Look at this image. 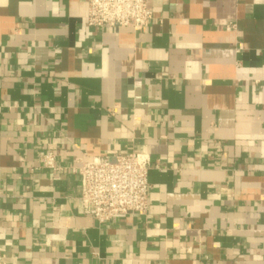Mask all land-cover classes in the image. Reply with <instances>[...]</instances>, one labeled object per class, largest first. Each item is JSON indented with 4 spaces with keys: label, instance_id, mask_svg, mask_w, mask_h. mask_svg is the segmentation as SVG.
Instances as JSON below:
<instances>
[{
    "label": "crops",
    "instance_id": "crops-1",
    "mask_svg": "<svg viewBox=\"0 0 264 264\" xmlns=\"http://www.w3.org/2000/svg\"><path fill=\"white\" fill-rule=\"evenodd\" d=\"M146 4L0 0V264H264V0ZM129 151L147 213L84 215L74 167Z\"/></svg>",
    "mask_w": 264,
    "mask_h": 264
},
{
    "label": "built area",
    "instance_id": "built-area-1",
    "mask_svg": "<svg viewBox=\"0 0 264 264\" xmlns=\"http://www.w3.org/2000/svg\"><path fill=\"white\" fill-rule=\"evenodd\" d=\"M152 19L146 0H86L85 21L91 27L127 26L138 30ZM38 165L59 170L52 150L39 151ZM147 153L129 151L83 160L74 172L80 183L79 199L84 215L104 222L117 215L143 216L148 210Z\"/></svg>",
    "mask_w": 264,
    "mask_h": 264
}]
</instances>
